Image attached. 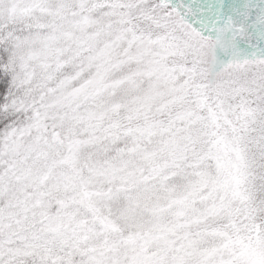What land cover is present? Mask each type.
<instances>
[{"label":"snow or ice","instance_id":"snow-or-ice-1","mask_svg":"<svg viewBox=\"0 0 264 264\" xmlns=\"http://www.w3.org/2000/svg\"><path fill=\"white\" fill-rule=\"evenodd\" d=\"M0 264H264V0H0Z\"/></svg>","mask_w":264,"mask_h":264}]
</instances>
